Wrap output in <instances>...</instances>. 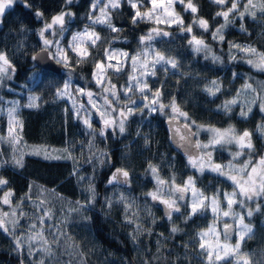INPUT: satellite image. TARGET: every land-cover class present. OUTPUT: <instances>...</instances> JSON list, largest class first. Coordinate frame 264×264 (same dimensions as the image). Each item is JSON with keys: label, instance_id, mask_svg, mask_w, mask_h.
Returning a JSON list of instances; mask_svg holds the SVG:
<instances>
[{"label": "clouds", "instance_id": "1", "mask_svg": "<svg viewBox=\"0 0 264 264\" xmlns=\"http://www.w3.org/2000/svg\"><path fill=\"white\" fill-rule=\"evenodd\" d=\"M127 2L129 3V0ZM133 2L142 5L143 0H133ZM210 2L216 4L215 0H210ZM47 3L48 0H39L37 3H30L29 0H5V10L0 13V45H2L0 46V54L6 57L8 61L7 67L10 70L0 73V89H7L9 92L16 91L8 83V81H12L13 84L16 83L17 70L16 64L13 63L15 60L18 62L20 68L18 79L22 81L18 85L21 89V98L12 102V107H15L16 114L22 108L43 111L45 104L49 102L53 105H58L60 100L66 97L70 98L77 113L73 117V121L82 120V127L77 128L73 126L70 128L68 133L70 138L67 141L68 147L64 149L67 153L65 159L73 161L74 166L93 165L94 171L97 166L101 165L113 168L114 170L106 181V186L119 182L130 188L133 184V177L139 171L142 181H146L151 177L155 182L153 190L143 191L142 188L141 195L150 196V193L163 192L164 188H167L168 193L164 200L168 201L172 207L168 208L166 206L164 216L168 221V231L172 234L171 238L174 239L175 235L183 233L184 229L173 219V213H180L185 224L191 219V214L185 215L182 212L181 202L185 200V192L182 191L184 184L176 182L178 175L174 169L177 168L179 160L176 156L169 158L173 137L166 134V128L174 130L173 135H175V131L183 130L180 139L190 143L192 149L195 150L194 152L184 153L187 161L186 167L195 168L190 163V160L198 159L202 154L205 156L210 154L211 161L215 163L213 161V153L218 148L226 151L231 157L228 164H233L237 167H241L244 163L252 161L253 155H258L259 160L264 158V79H259L252 74H264V66L258 65L255 62L256 57L244 51V49L250 48L254 49L257 53L264 54V51H261L258 47V45L264 47V4H259V0H257L259 6L253 9L251 14H246L253 22L252 25L246 26L244 18H241L238 11L235 15L229 16L227 22L224 19V23L220 24L215 31H212V39L222 44L225 41V29L229 25L237 27L236 19L239 17L241 22L237 30L243 35L245 42L241 43L237 39L229 40L227 63L222 55L213 54L211 65H205L201 71H197L195 78H198V82L192 84L186 82L193 73L181 68V58L177 54L165 52L155 47H145L148 41L154 39V36L162 35L168 37L172 36L173 33L153 27L146 33L136 34L133 37L131 33L124 35V29L117 27L115 20L123 19V16L116 11L120 8L122 0H106V7L103 8V12L100 11L98 16H92L90 11L81 13L80 19H84L87 16L90 23H85L82 30L73 32L67 47L61 44L58 39L53 43L52 33H55L57 36H63L64 32L67 31L68 22L74 21L77 15L69 5L73 3L79 4L80 0H63L58 5L59 11H53L46 15L45 7ZM175 3L182 4L185 13L191 12V9L186 7L188 3H191L197 9L195 13L191 12L190 23H185L182 14L175 11ZM228 3L229 0H225V5ZM17 4L22 5L25 12H32L35 21L39 23L30 24L25 19L24 13L16 10L15 6ZM99 5L100 0H92L91 7H98ZM170 7L174 10L176 17L182 21V23L177 24L179 34L189 33L191 38L195 36L203 42V46L199 50L195 48L191 50L203 52L207 49L208 52H212L211 45L206 43L205 37H197L193 31L194 28L202 29L204 32L210 30L209 21L199 15L201 10L200 0H173V4ZM109 8L113 11H109ZM227 9L222 6L221 10L214 12L213 19L221 17L219 13L227 11ZM58 16L63 17V24L56 23L53 25V17ZM6 19L7 23H5ZM138 20L140 23H156L154 19L149 17L139 19L134 17L130 21L133 28L138 27ZM201 20L207 22L206 28L201 25ZM48 25H52V27L48 28ZM96 25H102L107 29V34L97 31ZM112 33H115V35H112ZM133 39L135 40L133 44L135 48L133 57L137 58L133 68L139 67L140 71L139 73L135 71L129 73L130 79L127 85H122L118 90L112 84V76L115 75V71L111 75L109 73V69L114 68V66L109 67L105 58L114 55L124 57L125 53L128 55V52L124 49L113 48L112 45L116 41L132 44ZM190 40H187L186 45L178 46L176 52H179L180 47L191 48L192 44ZM45 41H48V44ZM37 42H42V45ZM52 48L56 49L51 52L53 58L57 56V48L62 50L63 53L69 50L75 53L74 57H67V60L70 59L72 63H66L64 59H57L56 63L61 65L62 71L55 69L54 66L47 65L46 62L45 66L38 70L36 67L37 63ZM81 52L84 54L81 55ZM157 53L164 59L157 60ZM236 53H243V55H237ZM153 57L155 58L154 60ZM205 59L207 60L208 57L206 56ZM164 61H172L173 63H166ZM238 61L246 64L250 71H239L236 67V62ZM145 62H147V74L152 77L157 76L155 67L157 64L163 62L170 65L171 69L176 70L178 73V76L173 77L175 83H165L164 79H161L157 89H153L144 75V67L142 65ZM97 65H103L102 72ZM88 66L92 70L90 79L84 71ZM218 69L223 73V76L216 74ZM119 71L123 72L122 63L119 65ZM229 72H231L230 77L228 76ZM101 74L104 77V83L98 84L97 77ZM167 75L166 70L165 78H167ZM241 75L244 77V82L239 86L235 94L216 103L215 98L225 91H230L232 83ZM37 76L39 77L38 81L36 80ZM61 76H63L62 82ZM77 76L84 82V89L75 84ZM89 84H95L99 90L94 93L88 88ZM105 88L109 90L105 91ZM159 89H163L164 91H160ZM81 90L85 95L89 92L92 93L91 97L87 96L90 104H96L93 96L101 101L98 109L100 113H105L104 117L100 115L101 127H95L90 117L82 115V111L86 113L89 109L78 102L77 94L81 93ZM121 92L124 93L126 99L121 100ZM156 92H159V97L153 95ZM165 92H170V94L165 97ZM194 92H199L202 95L194 96ZM45 94H47V98H45ZM145 97H147V102H143L145 101ZM153 99L156 100L155 104L152 103ZM0 100H3L2 96H0ZM138 101L142 103L138 104ZM33 102L35 106H30ZM257 102H259L258 106L261 117L256 121L255 128H252L250 122ZM113 104L116 107H113ZM238 104L239 109L237 110ZM121 108L123 111H121ZM145 109H148L147 114L145 113ZM59 111H63V109H58ZM121 112L125 114L122 123ZM113 113H117L118 115L114 116ZM152 113H157L158 116L152 118ZM133 116L141 119L147 117L145 122L150 131H144L143 126L139 124L133 128ZM181 118H183V121H181ZM209 118L212 119L210 120ZM85 119L88 120L87 124L84 123ZM105 119L110 120L111 123L106 125ZM225 121L226 125L223 127L218 126L224 124ZM237 121H243L249 124V126L241 130L238 127ZM109 129L112 130L110 142L107 137ZM226 130L229 135L221 139L218 136V132L222 133ZM81 131H83L84 137H87V141L80 136ZM244 132L249 133L251 147H242L238 142V138ZM202 133L208 134L206 139L200 138ZM253 133L259 134L258 143L254 139ZM192 137H195V139H192ZM98 138L105 141L103 148L97 143ZM77 145L81 146L78 152L76 151ZM232 146H234L235 150H233ZM114 156L115 159H113ZM242 157L247 158L241 160ZM19 167H24L23 161ZM166 167L170 174L168 178L163 176V170ZM141 168L143 169L142 171H140ZM205 168L202 170L197 168V170L203 175ZM124 173H127V175L125 176ZM190 177L196 183L192 175H188L187 180ZM77 179L83 180V177L80 176ZM196 190L203 193L199 188H196ZM83 192L87 194L86 198L76 200L73 211L79 213L81 218L86 221L83 228L90 230L93 223L92 217L86 215L85 211L87 209H94L97 198L100 196L96 182L91 176L88 178ZM127 200L128 198L124 192L120 191L116 197V202L125 203L128 206ZM105 203L110 209L114 200L112 197H107ZM242 207L247 208V211L251 209L252 215L248 217L251 218L254 214L259 213L261 214V219L259 225L248 223L251 234L246 236L249 241L255 240L257 246L252 252L241 251L244 239L240 242L239 255L246 258L248 264H264V211H262V205L255 203L254 206L249 207L243 204ZM149 215L153 216L151 220V225L153 226L161 219L160 217H155L154 213L150 212ZM152 231V227H145L143 224H140L139 231L135 230L129 234L130 240L134 245L139 246L140 236L144 233L151 235ZM160 235L164 239H169V237L164 236L163 232ZM156 243L157 248L155 253L152 254L151 260L144 256L142 250H140V259L143 261V264H181L182 260L189 259L191 249L183 255L176 249H169L168 254H165L163 249L167 248L168 245L162 244L159 240ZM193 244L199 247L195 240H193ZM184 247L188 249L187 244ZM133 262L134 264H140V260H136L135 257L133 258ZM78 264H86V262L81 259L78 261ZM236 264H238L237 257Z\"/></svg>", "mask_w": 264, "mask_h": 264}, {"label": "trees", "instance_id": "2", "mask_svg": "<svg viewBox=\"0 0 264 264\" xmlns=\"http://www.w3.org/2000/svg\"><path fill=\"white\" fill-rule=\"evenodd\" d=\"M29 2L37 3L39 0H29ZM62 2L63 0H48L45 7L46 15L53 11H59L58 5ZM246 2L247 0H241V10ZM146 3H148V0H143L141 9L144 8ZM200 3L201 10L199 15L209 21L210 30L204 32L202 29L194 28L193 31L197 37H205L206 43L211 45L212 52H208L207 49L203 52H194L191 50L194 48L193 45L191 48L180 47L179 52H176L178 46L186 45L187 40L191 39L190 34L183 33V35H180L176 23L158 25V29L173 33L172 36L168 37L159 36V41H161L159 49L165 52L175 53L181 58V68L193 73L186 82L192 84L198 82V78H195V73L201 71L205 65H211V57L213 54L222 55L227 63L229 40L237 39L241 43L245 42L243 35L237 30L241 22L239 17L236 19L237 27L229 25L225 29V41L222 44L213 40L211 36L212 31H215L220 24L224 23V18L222 16L213 19V14L221 10L222 6L212 4L210 0H200ZM88 6L89 0H80L79 4L73 3L69 5L77 14L76 19L72 21L75 23L76 27L84 21V19H80V14L87 13ZM230 6L231 4L229 2L223 7L228 8ZM15 8L17 11L24 13L25 19L29 21L30 24L39 23L35 21L32 12L24 11L22 5L17 4ZM174 9L182 14L185 23L191 22L192 13H185L182 4L175 3ZM109 11L113 10L109 8ZM116 11L123 16L122 20H115V23L117 27L124 29V35H129L131 33L134 37L136 34H144L155 25L152 23H140L138 20V27L133 28L130 21L131 18L135 17V14L126 0H122L120 8ZM231 15L232 14H230V16ZM244 22L246 26H250L253 23L247 15L244 17ZM5 23H7V19ZM95 27L97 31L102 34H107V29L102 25H96ZM112 35H115V33H112ZM37 43L42 45V42ZM134 43L135 40L133 39L132 44L116 41L113 45L130 53L135 51L133 47ZM258 47L261 51H264V47H260L259 45ZM221 49H223V51H221ZM236 54L243 55V53ZM206 56L208 57L207 60L205 59ZM13 63L16 64L17 70L16 83L13 84L12 81H8V83L14 87L16 91L9 92L7 89H0V96L3 97V100H0V134L2 133L4 111L7 107L12 105L14 100L21 98V89L18 86L22 83V81L18 79L20 68L17 61L14 60ZM69 63H72V61L70 60ZM36 67L38 70L42 69L37 65ZM236 67L241 72L250 71L248 66L242 61L236 62ZM166 70L168 74L167 78H165ZM84 71L90 79L91 67H86ZM156 71L157 76L149 79L153 89H157L161 79H164L165 83L174 84L175 81L173 77L178 76V73L174 69H165L163 71L157 69ZM111 74L112 73H110V75ZM216 74L223 76V73H221L219 69ZM252 74L259 79H264V74ZM228 76H231V72L228 73ZM36 80H39L38 76ZM62 80L63 76H61V82ZM121 82V78L115 75L112 76V84L116 88H118V84ZM243 82L244 77L241 75L232 83L230 91H225L223 94L218 95L215 98V102L219 103L223 99L234 95ZM75 84L79 87H85L84 82H82L78 76L75 79ZM88 88H93L95 91L99 90L97 86H93V84H89ZM159 90L164 91L163 89ZM169 94L170 92H165V97ZM201 95L202 94L199 92H194V96ZM45 98H47V94H45ZM258 103L259 102H257V106L253 109L252 120L250 122L252 128H255L256 121L261 117ZM113 105L115 106V104ZM58 109H63V111L58 112ZM238 109L239 105H237V110ZM145 113L147 114L146 109ZM76 114V112H73V106L68 97L60 100L58 105H53L51 102L45 104L43 111L22 108L19 110L18 114H16L18 119L22 122V127L19 126L18 128V136L20 139L13 145L8 142L5 144L3 140L1 141L0 162L4 163L3 166H0V176L7 180L8 183L4 188L11 191L12 195L9 197L8 204L0 200V213L8 214L4 216L5 228L0 229V264H38L41 259L44 260L45 264H78V261L81 259H83L86 264H134V257L136 260H140V264H143V261L140 259V250H142L144 256L151 260V256L155 253L157 248V240L161 241L162 244L168 245L167 248L163 249L165 254H168L169 249H176L183 255L186 251L191 249L189 259L182 260L181 264H207L201 259L199 249L193 244V240L196 241V232L208 219V215L205 211H198L196 214L190 213L185 203L184 206H182V212L185 215L191 214V219H189L186 224L183 222L180 213H173V219L184 229L183 233L175 235V238L172 239V234L168 231L167 218L160 212V209L156 208L153 213L155 217H160L161 219L157 221L155 226L151 225L153 216H150L147 220L142 222L145 227L153 228L152 234L148 235V233H144L141 235L139 246L131 242L129 235L132 232L131 224L125 220L121 208L109 209L105 203L106 194L112 188V185L106 186V181L114 169L101 165L97 166L94 171L93 165L74 166L73 161L65 159L67 153L64 149L68 147L67 141L70 138L68 135L70 128L73 126L77 128L82 127V120L73 121V117L76 116ZM157 116V113H152V118H156ZM140 119L141 118L136 116L132 117L133 128L138 125ZM209 119L211 120L212 118ZM145 121L146 119L143 120L142 123H139V125L143 126L144 131H150ZM237 124L241 130L249 126V124L243 121H237ZM224 125H226V121L224 124L218 126ZM165 132L170 136V132L167 128ZM253 135L258 143L259 134L253 133ZM80 136L87 141V137H84L83 131L80 132ZM111 136L112 130H108L107 137L109 142L111 141ZM97 143L101 148L105 145V141L101 138H98ZM35 147L41 149L43 147H53L57 156L51 158L44 157L39 151L33 150ZM80 147V145H77V152ZM172 156L178 157L179 160L177 168L174 169L177 175L182 177L192 175L196 181L195 187L201 189L204 193H210L218 189L222 190L229 187L228 181L215 173L205 171L203 175L195 174L191 167H186V158L174 143H172L169 158ZM257 157L258 155H253L252 161ZM14 158L21 159L24 163V167L21 168L15 165ZM246 158L247 157H242L241 160ZM113 159H115V156ZM213 159L218 161L230 160V156L226 151L218 148L213 153ZM142 170L141 168L140 171ZM169 175L168 168H164L163 176L168 178ZM80 176L83 177V180L77 179ZM90 176L96 182V187L100 192V196L97 198L95 208L85 211V214L91 216L93 221L90 230H86L83 228L86 221L81 218L79 213L73 211V208L75 207L74 202L76 200H83L86 198L87 194L83 192V188L86 186V182ZM152 181L151 177L146 181H142V177L138 171L133 177V184L130 188L125 184H117L118 190H116L121 191L123 188L122 186H126L128 192L143 196L140 194L142 188L143 191H146L148 187L152 186ZM259 197L261 198V196ZM256 202L262 205L263 211L264 198L261 200L258 199ZM17 205H19V207H17ZM250 207L252 206L250 205ZM47 209L51 210L50 219L45 215V210ZM42 215H45V220L43 224H40L38 218ZM260 219L261 214L259 213L254 214L251 218L247 215L245 216V220L248 223H255L257 225H259ZM13 221H15V225ZM32 225H36L37 230H44V236L50 243L53 255L46 256L42 251H38L41 247L38 240L31 241L32 254H29L30 245L28 236L30 232H32ZM161 232L169 237V239H164L159 236ZM13 234L22 240L21 247L17 248L13 239ZM54 238L58 239L59 243H51ZM185 244L188 245V249H185ZM256 246L257 242L255 240L249 241L247 237H245L242 245L244 250L252 252ZM216 264L224 263L216 262Z\"/></svg>", "mask_w": 264, "mask_h": 264}, {"label": "snow or ice", "instance_id": "3", "mask_svg": "<svg viewBox=\"0 0 264 264\" xmlns=\"http://www.w3.org/2000/svg\"><path fill=\"white\" fill-rule=\"evenodd\" d=\"M216 4L219 6L225 5V0H215ZM231 6L228 7L227 11H222L219 13L220 16H222L225 21L227 22L230 14L235 15L238 11L240 13L241 18H244L246 14H251L252 10L259 6V4H264V0H259V4L257 3V0H247V2L242 6L243 11H241V5L240 0H229ZM129 3L132 8L136 9L135 17L136 18H143V17H149L155 20L157 24L159 23H182L178 17H176V14L174 10L170 7L173 4V0H151L152 3V9L148 10L147 12L141 13V11L138 8V4L133 2V0H129ZM115 6V5H113ZM187 8L191 9L192 13H195L197 9L191 4L188 3L186 5ZM160 9H163V11H158ZM5 10V0H0V13H2ZM104 10L101 9V12ZM63 17H53V25L56 23L63 24ZM201 25L205 28L207 27V22L204 20L200 21ZM48 28H51L52 25H48ZM219 31V30H217ZM166 34V33H165ZM75 39V37H74ZM223 39V37H221ZM46 44H48V41H45ZM190 43L194 46L196 50H199L203 46V42L199 39H197L195 36H193L190 40ZM245 52L249 53L253 57H256V63L258 65L264 66V54L257 53L254 49H244ZM81 55L84 53L81 52ZM57 56L60 57V59L67 60V56L64 55L63 51L57 48ZM124 56H127L125 53ZM112 56H109V59H111ZM133 60V65L136 64V57L131 58ZM157 60H163L164 58L160 56L159 53L156 54ZM166 63H173L172 61H164ZM8 61L6 57L3 54H0V73L9 71L10 69L7 67ZM145 65H147V62H145L142 67H144L145 71L147 69L145 68ZM99 69H101V72L103 71V65H97ZM109 67H113V65L109 64ZM116 70H119L118 68ZM103 75L97 77V83L103 84L104 80L102 79ZM108 88H105V91H108ZM83 93V91L81 90ZM84 94V93H83ZM155 97H159V92H156L153 94ZM88 97L92 96V93H87ZM34 99V98H33ZM153 104L156 103V100L153 99ZM30 106H35L34 102ZM175 110V109H174ZM100 115L102 117L105 116V113L101 112ZM124 113L121 112V123L123 122ZM8 116H9V136L11 137L12 141H18L20 137L18 135H14V129L13 125H18L22 127V122L19 121L16 118V109L15 107H11L8 109ZM105 124L108 125L111 123L110 120L105 119ZM84 123L87 124L88 120L85 119ZM229 135L228 131H224L222 133L218 132V136L222 139L224 137H227ZM3 137H0V140H3ZM238 142L242 147H251V143L249 140V133L244 132L243 135H241L238 138ZM207 147V146H205ZM58 158V157H56ZM4 162H0V166H3ZM14 163L17 166L22 165L21 159H15ZM190 163L195 168L203 169L205 167H208L211 169V171L219 172L221 175L227 176L228 179L232 180L233 183L236 185V187L239 189V193L241 195H244L248 199H252L253 196L257 195H264V158H261L255 164H253V161H248L243 164L241 167H237L233 164L228 165H221V164H215L211 161V156L208 154L207 156L201 155L198 159H191ZM227 168L228 171H224V169ZM250 169V170H249ZM126 176L127 173H124ZM7 180H5L3 177H0V188H3L7 185ZM182 191L187 192L191 191L193 196V201L191 204V213L196 214L201 208L207 207L208 204L205 203L206 200L209 201L210 205L212 206V211L214 214V217L216 219L219 218V216L222 214L225 217L231 216L235 222L238 224V240L235 243V245H232L230 243H227V241L230 239V230L231 225L225 223L224 224V241L225 243L221 244L220 242V234L216 230V220L214 219L213 224L209 226L207 229L202 230L199 233V247L203 250L207 257L208 264H216L218 261H222V259L229 255H235L237 257L238 264H248V261L246 258L239 255L240 250V242L245 239L247 235L251 234V230L249 228V224L245 223V216L241 215L238 212H235L233 210V205L237 204V200L235 197L237 196L236 192L232 193H225L224 199L227 202V210H223L219 206V197L213 196L210 200L209 198L205 197L203 193L198 192L195 187V182L190 177L183 186ZM12 193L11 191L5 192L3 203L8 204L9 203V197H11ZM153 200L159 199L158 193H150L149 194ZM163 204H165L168 208H171L172 205L166 201H161ZM244 204V201H239V205L242 206ZM129 204L126 207H130ZM19 207V205H17ZM8 215L7 213H0V229L5 228V221L4 216ZM14 215V212H13ZM45 215L47 218H51V210L47 209L45 210ZM45 215L40 216L39 222L40 224L44 223ZM252 211L249 209L247 211V216H251ZM127 218V217H126ZM129 223H135V214H133V218L128 220ZM13 224L15 225V221H13ZM32 232H30L28 236L29 241V254L31 255V241L38 240L40 242V249L38 251H42L44 255H53L52 249L50 247L49 241L44 236V230L39 229L37 230L36 225H32ZM140 224H137L136 230L139 231ZM6 230V229H5ZM11 234V233H10ZM13 239L16 243L17 248L22 246V240L19 237H16L13 234ZM51 243H59L58 239H53ZM38 264H45L44 260L41 259Z\"/></svg>", "mask_w": 264, "mask_h": 264}, {"label": "rangeland", "instance_id": "4", "mask_svg": "<svg viewBox=\"0 0 264 264\" xmlns=\"http://www.w3.org/2000/svg\"><path fill=\"white\" fill-rule=\"evenodd\" d=\"M91 6H92V0H89V6H88L87 12L90 11L92 16H98L100 14L101 9L106 7V0H100V5L98 7H91ZM141 6L142 5L138 4V8H139V10L141 12L148 11V10L152 9V7H153L152 3H151V0H148V3H146L144 5L143 9H141ZM132 10H133V13L135 14L136 11H134L133 8H132ZM158 11H163V9H160ZM85 23H90V21H89L87 16H85L84 21L82 23H80V25L77 26V27H76L74 22L69 21L68 24H67V31L64 32L63 36H57L55 33H52V35H53V43H55V41L58 39L61 44H63L65 47H67L68 41L71 39V36H72L73 32L82 30V28H83ZM161 24H170V23H159V24L155 23V25L154 24L153 25L157 26L155 28H158V25H161ZM153 27H151V28H153ZM46 35H48V33H46ZM159 36L160 35L154 36V39L151 40V41H148L146 43L145 47H149V48L155 47L156 49H159V47L161 46L160 45L161 41H159ZM112 47L113 48H119V47H117L115 45H112ZM55 50L56 49H54V48L50 49L49 54L51 55V52L55 51ZM134 52L135 51L130 52V53H128L127 56H124V57L115 56L114 55V56H112L111 59H109V57L105 58L106 62L108 64H111V65L114 66V68H110L109 69V73H113V71H115V76L121 78V80H122V82L120 84H118V88H117L118 90L122 87V85L123 86L127 85L128 81L130 79L129 73H132L134 71L139 73V71H140L139 67H137L136 69L133 68V60L131 58L133 57V53ZM64 55H66L67 57H74L75 53H73L72 51L69 50L66 53H64ZM54 59L57 60V59H60V57L56 56ZM154 59L155 58L153 57V60ZM69 62H70V59L66 60V63H69ZM121 63L123 64V72H120L119 70H116L117 68L119 69V65ZM155 67H156V70L159 69L160 71H163L165 69H168V70L171 69L170 65H167V64H165L163 62H161L160 64H157ZM145 68L147 69V65H145ZM144 75L146 76L148 81H150L149 79L152 76L148 75L147 71H145V69H144ZM90 78H91V72H90ZM102 79L104 80V77H102ZM93 86H96V85L93 84ZM80 88L84 89V87H80ZM89 89L92 90L94 93L96 92L93 88H89ZM83 93L81 92V93L77 94L78 102L80 104L84 105L85 108L89 109V111L86 112V113L82 111V115L84 117H90L91 118V122L95 125V127L99 128V127H101V118H100V112H99V109H98V105L101 103V101L97 97L93 96V99L96 101V104H90L89 101H88L87 95H85ZM120 98H121V100L126 99V97H125L123 92L120 93ZM145 101L147 102V97H145ZM145 101H143V102H145ZM71 103H72V101H71ZM139 103H141V101H138V104ZM258 105H259V103H258ZM72 106H73V104H72ZM11 107H12V105L10 107H7L6 110L4 111L3 121H2V133L0 134V137L4 138L3 142L5 144H6V142H8L9 144L13 145L16 141L15 142L12 141L11 137L8 134V132H9L8 109L11 108ZM113 107H116V105L115 106L113 105ZM146 110L148 112V109H146ZM121 111H123L122 108H121ZM73 112L74 113L76 112V109L74 107H73ZM113 115L116 116L118 114L117 113H113ZM16 118L18 119L17 116H16ZM145 119H147V117H145ZM145 119H140L138 124L142 123V121L145 120ZM181 121H183V118H181ZM220 127H223V126H220ZM18 128H19L18 125H13V129H14V133L13 134L14 135H18ZM109 130H111V129H109ZM207 136H208L207 133H202L200 138L201 139H206ZM193 139H195V137H193ZM1 141L2 140H0V143H2ZM182 146H184V144ZM232 147H233V150H235L234 146H232ZM187 148H188L187 152H194L195 151V150L191 149L192 148L191 145L188 146ZM33 150L39 151L40 154L42 156H44V157L51 158V157L57 156V154H56V152H55L53 147H49V148H44L43 147L42 149L39 148V147H35ZM230 160H231V157H230ZM230 160L218 161L216 159H213V161L216 164H221V165H227L228 161H230ZM258 160H259V157H257L253 161V164H255V162H257ZM191 169H192V171L195 174H200L199 171L197 170V168H191ZM205 171H209V172L215 173L219 177H221L223 179H226L228 181V183H229V187L226 188V189H222V190L218 189V190H215V191L210 192V193H204L203 192L204 196L209 198V200L213 196L219 197V206L223 210H227V207H226L227 206V202L224 199V194L225 193H232V192H236L237 193V196L235 197V199L237 200V204L233 205V210L235 212L240 213L241 215H244V216L247 215L246 214L247 213V208L240 206L239 205V201H244V204L248 205L250 207V205L254 206V204L257 203L256 200H258V199L261 200V199L264 198V196H261V198H260L259 197L260 195H257V196H253L252 199H248L247 197H245L244 195H241L239 193V189L236 187V185L233 183L232 180L227 178V176L221 175L219 172H213L208 167L205 168ZM224 171H228V169L225 168ZM186 181H187V177H182V176L178 175V179H177L176 182L183 185ZM117 184H121V183L115 182L112 185L111 190L106 195H107V197H112L113 200H114V203H113L111 209L120 207L121 210H122V214H123L125 220L128 221L129 219H132L133 218V214H135V223H130L131 224V228H132L131 229V231H132L131 233H133L136 230L137 224H143L142 222H144V220H147L151 216V215H149L150 212L153 213V211H155L156 208H158V209H161V208H164V207L166 208V205L163 204L161 201L164 200V198L166 197L168 189L164 188L163 192H158L159 199L153 200L151 196H144V195L143 196H138L137 194H133L131 192H128L126 186H122L123 188H122L121 191H123L124 194L126 195V197L128 198L127 203L132 205L129 208V207H126L125 203L116 202V197H117L118 193L120 192V191H117L118 190V188H117L118 185ZM154 188L152 187L151 189H148V190L146 189V191H151ZM5 192H8V189H6L4 187L0 188V200L2 202H3V198H4V195H5ZM192 201H193L192 192L191 191L185 192V200L183 202H181V204H182V206H184V203H185V206L187 207V210L190 213H191ZM205 203L208 204V206L204 207V208H201L199 211L200 212H204L205 211L207 213V215H208V219L204 222V224L196 232V243H197V245H199V239H200L198 233H200L202 230H205L209 226H211L213 224L214 219L216 220V230L220 234V242H221V244L225 243L224 236H223L224 232L222 230V227L224 226L225 223H227V224L231 225L230 239L227 241V243L235 245V243L238 240V224H237V222H235L234 219L231 216L225 217L222 214L219 216L218 219H216V217H214V214H213V211H212V206L210 205L209 201L206 200ZM245 223H248V222L245 220ZM159 236H161V235H159ZM164 236H165V234H164ZM197 248L199 249V253H200L201 259L208 264L207 257L205 255V253L203 252V250L200 249V247H197ZM241 251H245V250L241 247ZM218 262H222L224 264H236V256L234 254L233 255H229V256L224 257L222 259V261H218Z\"/></svg>", "mask_w": 264, "mask_h": 264}, {"label": "water", "instance_id": "5", "mask_svg": "<svg viewBox=\"0 0 264 264\" xmlns=\"http://www.w3.org/2000/svg\"><path fill=\"white\" fill-rule=\"evenodd\" d=\"M45 62L47 63V65L54 66L55 69L61 70V65L57 64L56 63V59H54L49 53H46L43 56L42 60L37 63V66L40 67V68H43L45 66ZM168 130L170 132V136L173 137V140H174V142L176 144H179V145H183L184 144V148H187L188 146L191 145L190 143L182 141L180 139V136H181L183 130L175 131V135H173V131L174 130H171V129H168ZM192 139H193V137H192ZM222 230H223V232L225 231L224 226L222 227Z\"/></svg>", "mask_w": 264, "mask_h": 264}, {"label": "flooded vegetation", "instance_id": "6", "mask_svg": "<svg viewBox=\"0 0 264 264\" xmlns=\"http://www.w3.org/2000/svg\"><path fill=\"white\" fill-rule=\"evenodd\" d=\"M172 143H174V144L176 145V147L182 152L183 155H184L185 152H187L188 148H184V146L179 145V144H176V143L174 142V140H172ZM191 149H192V148H191ZM216 150H217V149H216ZM121 184H123V183H121ZM152 187H153V188L155 187V182H154V180L152 181V186L148 187L147 190H148V189H151ZM165 189H167V188H165ZM167 193H168V191H167ZM159 208H160V207H159ZM160 210H161L160 212L164 214V212H165V207H164V208H161Z\"/></svg>", "mask_w": 264, "mask_h": 264}]
</instances>
